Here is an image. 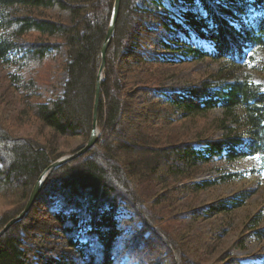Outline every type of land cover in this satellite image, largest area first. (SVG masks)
Returning a JSON list of instances; mask_svg holds the SVG:
<instances>
[{"label":"trees","instance_id":"obj_1","mask_svg":"<svg viewBox=\"0 0 264 264\" xmlns=\"http://www.w3.org/2000/svg\"><path fill=\"white\" fill-rule=\"evenodd\" d=\"M154 1L146 0L141 9L139 0H121L101 81L100 137L90 152L48 175L31 212L0 238V264H192L182 242L187 237L180 231L178 194L251 176L264 187V88L236 76L250 58L248 50L264 47V18L254 13L264 11V0H178L187 5L182 22L171 11L163 16L151 10ZM114 2L0 0V64L14 69L9 78L26 102L22 115L40 121L53 139L80 137L73 153L92 133L101 49ZM149 19L159 28H151ZM178 33L194 36L197 47ZM33 35L37 39L29 40ZM150 47L182 59L150 56ZM52 53L66 55L67 78L63 92L45 100L29 70ZM205 59L221 62V68L195 85L171 92L148 86L155 69ZM157 89L163 94L153 103L138 98ZM155 107L164 116L155 114ZM217 109L222 115L211 126L218 136L190 137L176 126L168 129ZM160 131H167V139L154 135ZM60 148L59 143L17 136L13 123L0 121V201L6 203L0 231L25 209L41 175L65 152ZM249 156L258 167L198 180L213 162ZM174 184L180 192L168 191ZM256 193L242 189L192 211L191 221L231 214ZM246 227L242 247L250 237L264 240V204ZM257 257L264 264V254ZM227 258L225 264H243L242 258Z\"/></svg>","mask_w":264,"mask_h":264},{"label":"rangeland","instance_id":"obj_2","mask_svg":"<svg viewBox=\"0 0 264 264\" xmlns=\"http://www.w3.org/2000/svg\"><path fill=\"white\" fill-rule=\"evenodd\" d=\"M145 1L139 0L138 5L141 9H145ZM151 21L154 20L149 19L148 25L152 28L155 25ZM27 37L29 40L37 39L35 35ZM147 53L150 56H156L165 52L160 53V51L150 47ZM65 57L64 53H52L42 63L34 64L30 67L29 71L31 73L29 75H34L37 79V93L41 99L47 100L63 92L64 83L67 78L63 65ZM221 65L219 61L205 59L197 62L190 61L176 64L170 70H168L169 66H163L151 72L150 77L153 79V82L149 83L148 86L153 88L164 86L167 89H179L184 85H195L198 81L211 77V74L220 69ZM13 70L12 67L0 64V121L13 123V133L17 136L36 137L42 144L48 142L57 145L59 143L61 145L60 151H65L61 157L73 154V150L82 143V140H79L80 137H64L60 138V140H58L59 137H56L53 139L54 134L45 128L40 121L34 117L30 118L27 115H22L26 102L21 97L20 91L11 83L9 74ZM236 76L240 80L247 79L264 88V47L257 48L251 52V58L239 69ZM160 90L144 92L143 94H139L138 98L141 102L153 103L163 94V91L161 92ZM152 111L158 116H164V111L161 108L155 107L152 108ZM221 115L222 111L217 109L208 116L200 117L193 121L183 120L175 123L168 129L175 128L176 126L180 131L188 132V136L190 137L198 135L197 133H205L207 137L218 136V133L212 130L211 125L212 123H216ZM163 127L164 123L159 124L155 127V130L159 131ZM155 134L157 138L162 137L167 139V131L154 132ZM256 163L255 157H246L233 163L216 161L201 173L198 180L210 179L220 172L235 173L251 169L256 167ZM178 186L179 184H174L168 191L180 192V190H177ZM242 189L257 191L245 207L228 215H217L211 219L202 218L195 222L191 221V217H193L192 211L202 209L218 200L231 197ZM152 191L154 192L153 189ZM178 195L180 196V202L177 205L181 209L179 217L182 221L180 223V231L187 237L186 243L182 242L188 254L191 255L189 259L192 264H225L230 259L224 260L228 255L242 258L243 264H262V258H255V255L264 254V240L260 242L250 237L244 242L245 248L241 244L242 236L249 233L246 223L264 204V187H261L256 178L251 176L244 180L220 184L210 190L199 193ZM5 209L6 203L4 204V200H1L0 217ZM39 214L41 221H43L44 216L42 215H44V212L40 210ZM45 221L49 222L46 216ZM181 233L179 234L178 232V235H181Z\"/></svg>","mask_w":264,"mask_h":264},{"label":"water","instance_id":"obj_3","mask_svg":"<svg viewBox=\"0 0 264 264\" xmlns=\"http://www.w3.org/2000/svg\"><path fill=\"white\" fill-rule=\"evenodd\" d=\"M120 5H121V0H115L114 2V8H113V16L110 22V26L107 32V36L105 38V41L102 45L101 49V57H102V63L98 72V77H97V82H96V96H95V105H94V115H93V128H92V133L90 135L89 140L87 143L84 145L83 148L78 150L77 152L73 154H68L66 156H63L59 158L58 160H55L51 163V165L48 167V169L41 175L40 179L36 183L29 201L25 207V209L14 219H12L1 231H0V238L4 235L8 229L14 225L15 223L23 220L26 215L30 212L32 206L34 205L39 193L41 192L43 188V184L48 177L49 173L55 170L56 168L70 162L71 160L84 155L85 153L91 151L95 144L97 143L100 133L98 132V111H99V106H100V101H101V81L103 78V73L106 69V62H107V51L109 48V45L112 41V38L115 34L116 31V23L118 20L119 12H120Z\"/></svg>","mask_w":264,"mask_h":264}]
</instances>
